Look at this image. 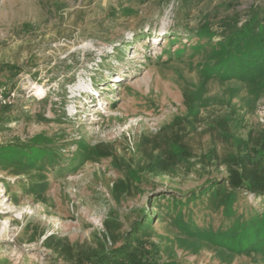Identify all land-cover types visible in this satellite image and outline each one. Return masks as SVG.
I'll use <instances>...</instances> for the list:
<instances>
[{
    "label": "rangeland",
    "instance_id": "1",
    "mask_svg": "<svg viewBox=\"0 0 264 264\" xmlns=\"http://www.w3.org/2000/svg\"><path fill=\"white\" fill-rule=\"evenodd\" d=\"M125 3L0 0V68L19 69L15 75L8 69L0 74L6 82L3 87L17 94L1 118L0 147L18 148L42 135L50 140L47 148L61 156L59 168L75 155L79 140L89 147H108L121 161H136L140 137L155 135L185 114L181 88L184 82L198 83L196 64L203 59L202 52L191 57L199 25L207 20L220 32L226 17L238 13L242 23L250 8L264 7V0H144L128 3L134 12L126 15ZM175 36L178 39L172 42ZM181 49L185 53L169 62L167 53ZM91 87L98 97H92ZM205 96L210 105L200 110L196 132L186 139L196 156L212 148L224 152L225 144L205 124L228 110V100L242 118L239 134L264 127V90L257 91L253 84L211 80ZM39 119L46 122L38 123ZM117 168L108 158L82 161L73 172L47 169L43 175L48 187L41 201L24 195L22 185L29 183L28 178L0 163V260H4L0 264L74 263V245L118 246L119 237L115 243L104 238L106 222L117 224L113 234L120 236L141 211L151 209L150 201L164 205L161 194L185 195L226 176L222 166L146 176L116 199L113 185L125 178ZM235 204L241 221L255 211L264 214L259 199L244 195ZM190 208L184 211L185 220L193 218L201 233L225 231L232 223L212 201ZM156 218L148 229L149 239L159 245L164 262L264 264V241L253 252V246L248 247L251 252L230 250L211 242L209 235L193 238L182 233L174 217Z\"/></svg>",
    "mask_w": 264,
    "mask_h": 264
},
{
    "label": "trees",
    "instance_id": "2",
    "mask_svg": "<svg viewBox=\"0 0 264 264\" xmlns=\"http://www.w3.org/2000/svg\"><path fill=\"white\" fill-rule=\"evenodd\" d=\"M144 0H127L122 8L124 14L134 10L128 3ZM150 0H146L148 2ZM141 3V2H140ZM223 4V3H222ZM238 13L228 16L222 22L220 32L212 30L208 21L202 22L193 37L197 41L191 52V57L203 53V59L196 64L198 83H183L181 88L182 104L185 107L183 117H174L168 124L151 136H142L136 144V161L125 162L117 159L115 153L108 147L95 145L89 147L82 140L75 143L76 153L66 160L64 168H59L62 160L57 150L47 148L50 140L42 135L35 136L27 145L18 148L0 147V163L5 169H12L18 176L26 177L29 183L22 185L24 195H32L44 201L47 192V181L43 173L50 169L53 173L62 171L73 172L80 167L82 161H97L111 159L114 166L124 175L123 180L114 183L112 192L116 199L129 194L132 185L141 183L148 177L173 175L177 170L189 171L198 166L202 171L213 167L218 170L224 167L226 176L213 179L199 190H192L185 195H162L166 199L164 205L150 201L151 209L139 213L125 234H113L119 226L106 222L104 238L115 243L120 238V245L106 248V243H99L96 248H84L74 245L75 262L66 264H176L174 261L164 262L161 259L160 247L150 241L148 229L154 223V216L174 217L178 229L193 238L209 235V240L216 245L230 250L239 251L255 246L264 241V214L254 212L247 221H241L236 216L234 206L238 197L250 196L264 203V127L250 129L244 136L239 134L243 127L242 118L230 107L228 100L223 114L215 115L207 121L208 127L226 146L219 154L215 148L196 156L192 153L186 139L196 132L200 110L210 105L207 84L211 80L220 82L238 81L253 84L257 91L264 90V7L256 5L248 10L245 19L240 23ZM192 37V36H191ZM219 37L216 41L215 38ZM176 36L172 38L175 41ZM190 39V37H188ZM204 41V42H202ZM176 50L171 55L167 53L168 61L179 59L185 52ZM9 72H19L13 66H2ZM6 82L0 80V88ZM11 89V88H10ZM236 90L229 96L234 98ZM221 105H224L222 102ZM226 105V104H225ZM10 108L0 109V122ZM252 110V109H251ZM64 115L63 112H61ZM2 118V119H1ZM38 123L46 122L39 119ZM3 127L0 125V132ZM7 149V150H6ZM134 162V164H132ZM11 198L16 202L15 196ZM212 201L227 219L232 223L225 231L212 230L201 233L193 218L185 220L184 211L195 204ZM156 207V212L151 210ZM193 216V214H192ZM235 217V218H234ZM156 218V219H157ZM234 218V219H233ZM112 231V232H111ZM105 242V241H104ZM4 260H0V263Z\"/></svg>",
    "mask_w": 264,
    "mask_h": 264
},
{
    "label": "built area",
    "instance_id": "3",
    "mask_svg": "<svg viewBox=\"0 0 264 264\" xmlns=\"http://www.w3.org/2000/svg\"><path fill=\"white\" fill-rule=\"evenodd\" d=\"M17 99L15 89L0 88V109L9 107L11 108Z\"/></svg>",
    "mask_w": 264,
    "mask_h": 264
},
{
    "label": "bare ground",
    "instance_id": "4",
    "mask_svg": "<svg viewBox=\"0 0 264 264\" xmlns=\"http://www.w3.org/2000/svg\"><path fill=\"white\" fill-rule=\"evenodd\" d=\"M82 92H85V91H82Z\"/></svg>",
    "mask_w": 264,
    "mask_h": 264
}]
</instances>
